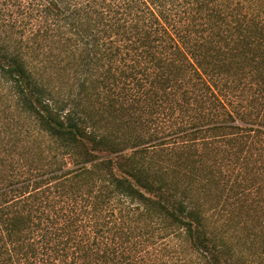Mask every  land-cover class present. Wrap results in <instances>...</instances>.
<instances>
[{
  "label": "trees",
  "instance_id": "obj_1",
  "mask_svg": "<svg viewBox=\"0 0 264 264\" xmlns=\"http://www.w3.org/2000/svg\"><path fill=\"white\" fill-rule=\"evenodd\" d=\"M257 262L264 0H0V264Z\"/></svg>",
  "mask_w": 264,
  "mask_h": 264
},
{
  "label": "rangeland",
  "instance_id": "obj_2",
  "mask_svg": "<svg viewBox=\"0 0 264 264\" xmlns=\"http://www.w3.org/2000/svg\"><path fill=\"white\" fill-rule=\"evenodd\" d=\"M247 216H248L247 211L242 215H238L237 219L234 220L233 223L227 222L224 225L225 230H220V231H222V233L226 236L227 240H231L234 243H240L241 247L245 248V250L249 249L254 252L260 251L262 248L259 246V244L256 241H254L253 237L248 238L252 236L255 232H252L253 227L246 229L245 226L246 225L251 226L254 221V220H250V218H247ZM238 220L241 221L240 224L238 223Z\"/></svg>",
  "mask_w": 264,
  "mask_h": 264
}]
</instances>
